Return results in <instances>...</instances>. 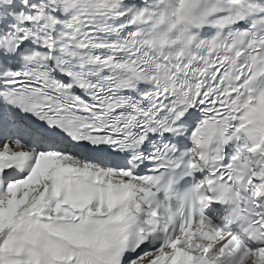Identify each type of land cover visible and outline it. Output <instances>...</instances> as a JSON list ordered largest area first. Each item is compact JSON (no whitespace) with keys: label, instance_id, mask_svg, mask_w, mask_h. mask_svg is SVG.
<instances>
[{"label":"snow or ice","instance_id":"obj_1","mask_svg":"<svg viewBox=\"0 0 264 264\" xmlns=\"http://www.w3.org/2000/svg\"><path fill=\"white\" fill-rule=\"evenodd\" d=\"M0 264H264V0H0Z\"/></svg>","mask_w":264,"mask_h":264}]
</instances>
